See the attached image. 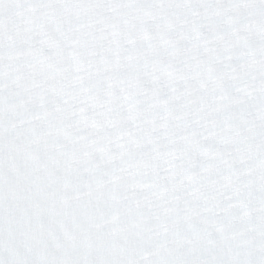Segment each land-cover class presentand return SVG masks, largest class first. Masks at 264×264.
<instances>
[{"label":"snow or ice","instance_id":"6c2138e0","mask_svg":"<svg viewBox=\"0 0 264 264\" xmlns=\"http://www.w3.org/2000/svg\"><path fill=\"white\" fill-rule=\"evenodd\" d=\"M0 264H264V0H0Z\"/></svg>","mask_w":264,"mask_h":264}]
</instances>
